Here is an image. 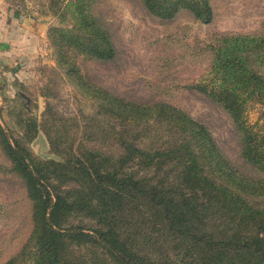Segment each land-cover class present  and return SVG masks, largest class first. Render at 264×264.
Returning a JSON list of instances; mask_svg holds the SVG:
<instances>
[{
	"label": "trees",
	"instance_id": "1",
	"mask_svg": "<svg viewBox=\"0 0 264 264\" xmlns=\"http://www.w3.org/2000/svg\"><path fill=\"white\" fill-rule=\"evenodd\" d=\"M140 1L160 19H171L186 9L202 22L211 20L208 0ZM74 13L73 32L49 29L62 63H66V50L90 59L113 58L108 31L89 15L83 0L74 2ZM222 43L214 53L209 79L192 87L228 113L241 157L263 177L240 173L207 127L171 104L144 106L103 93L98 96L103 109L129 123V130L115 138L116 154L78 148L63 163L43 166L25 147L2 136L3 150L32 202L33 221L28 243L5 264H78L68 241L74 246L95 244L114 264H169V254L156 260L148 250L153 249L149 241H129L114 225L117 212L142 208L145 216L151 210L156 213L164 233L162 243L175 244L178 264H264V205L249 201L264 197V130L247 120L252 104L264 114V74L249 56L238 54L241 45L256 52L264 49V37H229ZM66 67L69 72L76 69L74 64ZM77 84L81 85L79 78ZM154 126L155 131L164 127L166 134L151 135L150 146L138 144L139 133ZM73 211L86 212L99 226L86 230L67 224Z\"/></svg>",
	"mask_w": 264,
	"mask_h": 264
},
{
	"label": "rangeland",
	"instance_id": "2",
	"mask_svg": "<svg viewBox=\"0 0 264 264\" xmlns=\"http://www.w3.org/2000/svg\"><path fill=\"white\" fill-rule=\"evenodd\" d=\"M75 1L0 0L21 15L19 22L27 23L31 16L41 33L34 40H12L8 55L0 58V264L28 243L33 229L32 202L3 150L2 136L25 147L43 166L63 163L78 148L116 154L115 138L118 132L129 130V123L103 109L104 102L98 97L103 93L144 106L171 104L204 124L240 173L263 177L241 157L239 138L228 113L192 86L209 79L214 53L225 45L223 38L264 37V0H208L212 12L209 22H202L186 9L171 19H160L140 0H83L89 15L108 31L115 55L110 60H96L66 50L64 64L49 29L73 32ZM240 48L238 54L249 56L252 65L264 74V49ZM73 64L76 69L69 72L66 66ZM261 110L257 104L249 106L247 120L264 130ZM164 130L155 131L154 126L139 133L137 143L150 146V136L166 134ZM249 201L264 205V197ZM143 210L117 212L113 219L117 231L129 241H149L153 249L148 250L156 260L169 254V264H178L173 255L177 251L172 249L175 244L162 243L164 233L156 213L151 210L145 216ZM213 221L208 220V229ZM66 223L86 230L99 226L84 211L70 212ZM73 244L68 241L78 264H114L95 244Z\"/></svg>",
	"mask_w": 264,
	"mask_h": 264
},
{
	"label": "crops",
	"instance_id": "3",
	"mask_svg": "<svg viewBox=\"0 0 264 264\" xmlns=\"http://www.w3.org/2000/svg\"><path fill=\"white\" fill-rule=\"evenodd\" d=\"M18 17L21 15L16 10L0 3V58L5 54L8 55L6 52L10 48V42L15 41L17 37L18 39L30 38V40H34L41 35L38 32V25L34 24V19L31 16L27 23L26 20L19 22Z\"/></svg>",
	"mask_w": 264,
	"mask_h": 264
}]
</instances>
